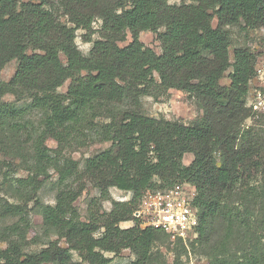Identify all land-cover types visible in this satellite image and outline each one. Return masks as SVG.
<instances>
[{
  "label": "trees",
  "instance_id": "1",
  "mask_svg": "<svg viewBox=\"0 0 264 264\" xmlns=\"http://www.w3.org/2000/svg\"><path fill=\"white\" fill-rule=\"evenodd\" d=\"M193 1L0 0V71L17 64L7 83L0 80V126L38 111L43 130L33 144L39 163H50L42 150L47 139L64 148L79 125L96 130L109 146L86 161V176L104 190L132 193L130 201L112 202L96 238L97 228L82 222L73 205L81 190L60 192L42 217L68 247L50 242L24 255L12 245L0 250V264H81L71 251L82 262L108 264L104 252L117 256L125 249L135 256L132 264H148L156 242L167 235L141 229L133 206L183 183L194 190L199 218L191 247L197 244L209 264H264V141L252 127L242 129L255 117L246 97L256 57L239 47L231 61L227 29L264 27V0ZM78 30L92 42L88 55L75 45ZM145 31L156 34L160 54L139 40ZM95 32L99 39L92 41ZM128 34L130 42L118 46ZM227 71L229 85L221 86ZM170 89L194 100L202 111L198 120L185 125L122 109L126 101L158 99ZM6 95L22 107L3 101ZM187 154L192 160L184 165ZM77 173L75 166L61 169L63 179ZM130 220L134 226L119 227Z\"/></svg>",
  "mask_w": 264,
  "mask_h": 264
},
{
  "label": "rangeland",
  "instance_id": "2",
  "mask_svg": "<svg viewBox=\"0 0 264 264\" xmlns=\"http://www.w3.org/2000/svg\"><path fill=\"white\" fill-rule=\"evenodd\" d=\"M50 1L55 3L57 0ZM193 2L167 0L169 5ZM65 19L60 16L61 21ZM100 25V20H95L92 24L94 30H98ZM212 25L215 26L216 21H213ZM227 29L230 35L231 61L233 50L239 47L248 49L256 57L255 75L249 82L246 97V105L252 107L255 117L246 120L242 129L252 127L260 134L258 140L261 143L264 141V27L245 29L243 26H228ZM83 35L84 32L81 30L76 32L75 45L83 55H88L92 42L84 41ZM97 39L99 33L95 32L91 40ZM130 40L128 34L126 41L119 42L118 46L123 47ZM139 40L156 54L161 53L156 34L149 31L141 32ZM16 65L15 61L7 63L0 71V80L7 83L14 75ZM257 71H260L258 75ZM228 74L229 71L220 80L221 86L229 85ZM67 86L68 82L59 91L64 93ZM258 92L261 97H258ZM3 101L11 102L16 107H22L23 104L11 95H6ZM124 103L122 109L132 110L150 118L179 121L185 125L193 123L202 115V111L190 96L175 89L168 90L167 93L158 96V99L140 96L136 102ZM41 120L42 115L38 111H32L27 112L18 124L11 127L10 123L0 126V250L13 245V248L24 255L34 254L50 242H57L60 247L67 248L65 240L48 228L42 217L44 209L55 204L60 192L69 189L75 192L81 190L73 205L82 222H89L97 228L93 234L96 238L101 237L104 232V220L112 208V202L124 203L130 201L132 197L131 192L116 188L104 190L86 176L84 172L86 161L107 148L109 143L101 142L99 133L85 125H79L76 130H71L64 148H59L55 141L47 139L42 150L46 154L45 159L50 163L44 161L39 163L33 143L43 130ZM97 121L106 119L99 118ZM191 160L192 155L187 154L182 163L188 165ZM66 165L75 166L78 173L63 179L61 169ZM154 182L156 185L160 183L157 180ZM141 200L142 198L133 206L134 211L139 209ZM134 224V221L130 220L121 222L119 227L127 229ZM140 228L144 229L146 226L143 224ZM196 238L184 243L180 240L173 241L168 236L160 237L153 248L152 261L148 264H209V258L200 251L197 244L191 247L190 243ZM71 254L73 262L88 264L82 262L76 252L71 251ZM103 255L110 259L108 264H132L135 260L134 254L128 249L122 250L117 256L108 252H104Z\"/></svg>",
  "mask_w": 264,
  "mask_h": 264
},
{
  "label": "built area",
  "instance_id": "3",
  "mask_svg": "<svg viewBox=\"0 0 264 264\" xmlns=\"http://www.w3.org/2000/svg\"><path fill=\"white\" fill-rule=\"evenodd\" d=\"M259 73L257 71L256 74ZM257 95L261 97L259 92ZM193 197L194 190L190 185L177 184L164 191L143 196L139 209L132 216L140 223V227L144 224L156 228L173 241L186 243L197 237L199 218L192 205Z\"/></svg>",
  "mask_w": 264,
  "mask_h": 264
}]
</instances>
